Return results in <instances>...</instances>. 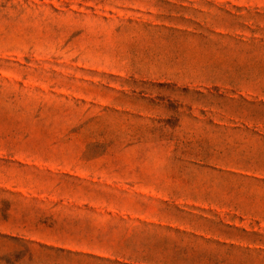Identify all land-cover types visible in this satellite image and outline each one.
<instances>
[{"label": "rangeland", "instance_id": "374dc122", "mask_svg": "<svg viewBox=\"0 0 264 264\" xmlns=\"http://www.w3.org/2000/svg\"><path fill=\"white\" fill-rule=\"evenodd\" d=\"M0 264H264V0H0Z\"/></svg>", "mask_w": 264, "mask_h": 264}]
</instances>
